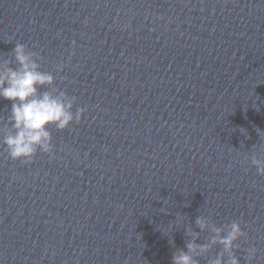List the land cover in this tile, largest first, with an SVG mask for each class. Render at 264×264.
<instances>
[{"label": "water", "instance_id": "1", "mask_svg": "<svg viewBox=\"0 0 264 264\" xmlns=\"http://www.w3.org/2000/svg\"><path fill=\"white\" fill-rule=\"evenodd\" d=\"M17 43L83 114L31 163L0 145V264H172L198 217L264 264V0H0L13 68Z\"/></svg>", "mask_w": 264, "mask_h": 264}, {"label": "clouds", "instance_id": "2", "mask_svg": "<svg viewBox=\"0 0 264 264\" xmlns=\"http://www.w3.org/2000/svg\"><path fill=\"white\" fill-rule=\"evenodd\" d=\"M13 52L18 67L13 68L7 61H0V99L11 102L10 115L0 117V122L4 124L0 127V145L6 147L11 159L31 163L37 151L52 152V135L48 126L65 130L73 121L79 123L83 109H77L74 113L75 98H69L64 91L57 90L55 95L51 92L39 93L38 86L53 84L54 76L40 71L37 54L28 52L24 44L17 43ZM240 131L246 133L244 128ZM257 132L259 135L264 133L260 129ZM251 164L259 175L264 176V148L260 149L259 157L257 154L251 155ZM196 224L201 230L211 228L213 238L209 244H197L195 240L198 234L191 233L189 229L193 240L186 244L187 251L180 250L173 254L172 264H199L195 257L207 253L214 244L221 245L223 252L211 259L209 264H240L234 249L239 248L236 241L246 234L238 222L233 221L226 228H219L210 225L204 217H198ZM247 251L251 261L256 249Z\"/></svg>", "mask_w": 264, "mask_h": 264}]
</instances>
